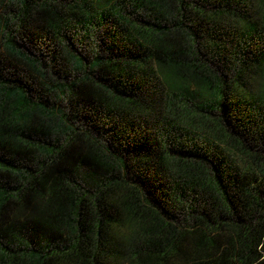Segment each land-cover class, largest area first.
I'll list each match as a JSON object with an SVG mask.
<instances>
[{"label":"trees","instance_id":"trees-1","mask_svg":"<svg viewBox=\"0 0 264 264\" xmlns=\"http://www.w3.org/2000/svg\"><path fill=\"white\" fill-rule=\"evenodd\" d=\"M0 264H264V0H0Z\"/></svg>","mask_w":264,"mask_h":264}]
</instances>
